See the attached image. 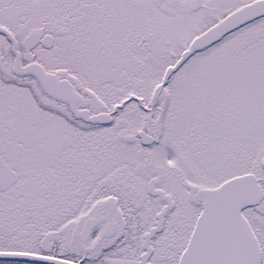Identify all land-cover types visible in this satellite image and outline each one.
I'll list each match as a JSON object with an SVG mask.
<instances>
[{
  "label": "snow or ice",
  "instance_id": "snow-or-ice-1",
  "mask_svg": "<svg viewBox=\"0 0 264 264\" xmlns=\"http://www.w3.org/2000/svg\"><path fill=\"white\" fill-rule=\"evenodd\" d=\"M0 264H264V0H0Z\"/></svg>",
  "mask_w": 264,
  "mask_h": 264
}]
</instances>
